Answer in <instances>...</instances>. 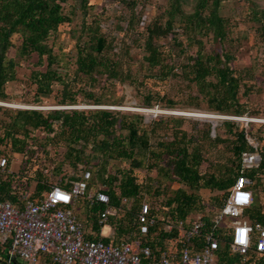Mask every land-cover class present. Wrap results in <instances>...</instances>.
<instances>
[{
    "label": "trees",
    "instance_id": "1",
    "mask_svg": "<svg viewBox=\"0 0 264 264\" xmlns=\"http://www.w3.org/2000/svg\"><path fill=\"white\" fill-rule=\"evenodd\" d=\"M96 1L0 0V101H10L8 85L18 80V67H27L36 86L32 102L54 94V85L60 84L55 95L61 105L124 106L130 87L138 105L146 108L264 118V56L241 66L236 52L249 46L252 35L264 45V8L254 0H237L244 3L241 16L222 13L224 7L232 11L233 0H168L147 19L152 0H101V9L92 15ZM110 4L117 6L112 15L107 12ZM185 5L193 9L187 11ZM78 18L72 28L73 55L58 42L61 26ZM110 21L120 38L109 33ZM167 36L172 43L161 45ZM27 96L25 103L30 102ZM255 122L223 119L213 134L209 119L185 115L160 114L147 121L144 112L124 109L46 111L0 105V154L4 151L9 158L8 173L0 174V200L22 208L28 200L40 202L53 185L71 190L73 181L91 170L87 193L71 205L87 228V239L130 241L135 251L150 246L156 257L167 251L178 259L181 230H168V219H183L189 227L201 212L204 225L191 247L200 250L206 235L214 232L220 239L219 261L242 264V256L231 250L233 231L218 227L216 217L245 173L256 189L245 217L264 225V122L260 130L254 129ZM249 136L259 142L257 148ZM246 152L260 153L258 166L244 169ZM13 155L21 156L18 171L10 167ZM94 183L111 198L114 210L106 223L100 222L106 206L91 201ZM202 190L224 193L207 202ZM124 197L130 206H122ZM144 202L151 204L150 215L158 217L148 234L140 230ZM107 224L113 237L101 235ZM44 261L56 264L50 255ZM0 264L22 263L8 246H0ZM247 264H263L255 247Z\"/></svg>",
    "mask_w": 264,
    "mask_h": 264
},
{
    "label": "built area",
    "instance_id": "2",
    "mask_svg": "<svg viewBox=\"0 0 264 264\" xmlns=\"http://www.w3.org/2000/svg\"><path fill=\"white\" fill-rule=\"evenodd\" d=\"M144 19L147 17L144 16ZM2 103L5 102L0 105H4ZM26 105L20 106L31 107ZM74 107L77 106H64ZM222 117L230 118L226 115ZM248 118L250 121L264 122V119ZM249 140L253 146L258 147L259 142L255 138L249 136ZM8 161V155L3 151L0 154V174L8 173ZM260 161L261 155L258 152H246L243 155L244 169L258 166ZM91 177L92 171L85 170L80 179L73 181L71 190L53 185L40 202L28 200L22 208L10 200H0V246H8L11 256L20 258L27 264H48L44 261L45 255H50L56 264H227L218 259L216 251L220 247V239L214 232L206 235L205 244L200 250L191 247L192 239L202 231V215L195 217L189 227L183 219H168V230L172 231L176 227L181 230L183 246L178 259H174L167 251L156 257L150 246L135 251L130 241L118 244L104 239H87V228L71 205L76 197L87 193ZM253 184V179L242 173L230 189V195L216 217L218 227L233 231L231 250L242 256V264H247L252 247L261 255L264 264V225H253L245 217L246 209L255 199ZM91 201L92 204L106 206L101 212L100 220L101 223H106L114 210L110 195L96 189L91 194ZM130 204L131 200L124 197L122 206ZM150 212V202H144L139 213L142 234H148L151 226L157 222L158 217H152ZM226 220L228 224H224ZM143 255L151 260L145 262Z\"/></svg>",
    "mask_w": 264,
    "mask_h": 264
},
{
    "label": "rangeland",
    "instance_id": "3",
    "mask_svg": "<svg viewBox=\"0 0 264 264\" xmlns=\"http://www.w3.org/2000/svg\"><path fill=\"white\" fill-rule=\"evenodd\" d=\"M258 6L264 8V0H254ZM98 3V5L96 6V9L92 12V15H95L98 10L101 9L102 7V4H100L101 0H98L96 1ZM168 3V0H152V4H149L147 9H146V12L147 14L145 15L146 17H148V14H153V13H157V11H161L163 10L162 8ZM231 5H232V11H228V8L224 7L223 10H222V13L225 14V15H228L229 13L230 14H237V15H240L243 13L242 12V6H244V3L243 2H240V1H237V0H233L231 1ZM115 7H117L115 4L113 5H108V9H107V12H109V14H114L116 13V11L114 10ZM161 7V8H160ZM139 9L141 8V6L138 7ZM185 8L187 11H191L193 9L192 5L191 6H187L185 5ZM138 9V10H139ZM81 21V19H76V21L72 24H65V25H62L61 26V29H60V36H59V42L58 43H61V45L63 46L64 50L72 53L73 55H76V51H75V40L72 36V28H74L77 24H79ZM126 25V22L124 23ZM107 26H110L108 28H110L111 32L109 33H113V34H118L119 38L121 37V34L119 31H117V29H115V27H113V23L110 21L108 23ZM240 28H246L245 24H241L240 25ZM178 31H181V28H177ZM123 35V34H122ZM207 40V38H205ZM16 42H20V39L19 38H16ZM159 43L161 45H168L170 43H172V39L171 37L167 36L165 38H163L162 40L159 41ZM248 45V43H247ZM248 47H249V51H246V49L248 50ZM246 47V49H237L236 52L239 56V61H240V64L241 66H247L248 63H250V58H255V57H258V58H261L263 57L264 55V45L260 42H258V40L256 39L255 36H251L250 40H249V46ZM193 50V49H192ZM191 50V51H192ZM15 49H12L11 50V54L14 55L15 53ZM26 64V63H25ZM74 66V65H72ZM30 67V66H29ZM44 70L46 69V67L43 68ZM31 74V70L28 69L27 67H18V80L15 81V82H11L9 83L8 85V91H9V94H10V101H7V102H11V103H14V104H23V105H26L27 107H30V108H23L22 106H17V107H14V106H7V105H4L9 108H21V109H32V108H35V109H42V110H50V109H56V108H61L63 109L65 105H61L57 102V97H56V93H58V91L62 88V86L60 84H55L54 85V94H42L41 95V98H42V101L41 102H32V98H34V94H32V92L35 90V85L32 84L31 80L29 79L30 75ZM153 84H155V82H157L156 79H153L152 80ZM158 85L161 84V81H159V83H157ZM34 87V88H33ZM160 88V85L159 87ZM24 89H26V91L30 92V94L27 96L25 93H24ZM127 93H128V98L129 100L127 101V103L124 105V106H117V105H90V104H80V105H77V108H96V107H101V108H110V109H124V110H131V111H142L146 114L147 116V121H151L155 116H158L160 114H167V115H185V116H188L190 118H202V119H213V120H216L219 123H221V121L224 119L223 117H220V118H209V117H206V116H202L201 114H195V113H188V112H194L192 110H185V109H170V108H162V107H154V108H146V107H142V106H139L138 105V99L136 97L133 96L132 92H131V88L128 87L127 88ZM27 96V99L30 100V102L28 103H25L23 102L24 100V97ZM260 102L263 104L264 102V98H260ZM33 106V107H32ZM182 111V112H181ZM195 111H198V110H195ZM245 117H249V116H245ZM255 118H260V119H264L262 117H255ZM240 122H242L243 124H247L246 121L244 120H239ZM263 121H259V122H255V125H254V129L255 130H260L261 128V123ZM14 157L12 158V160L14 161V163H20V160H21V156L20 155H13ZM69 170H71V168H69ZM25 181V180H24ZM93 190H96L98 187L97 185L94 183L93 185ZM175 186H179L178 184H175ZM25 189H27V187L23 186ZM256 190V189H255ZM254 190V191H255ZM202 196L206 199V201H210V197L213 196V195H221L223 194L224 192H220L218 190H215V191H209V190H202ZM260 194V192L258 193ZM260 199L262 201V203H264V193L261 192V195H260ZM203 213H198L197 216L199 215H202ZM224 224H228V220H226V222H224ZM104 234L105 235H109V236H113V229H112V226L107 224L104 226ZM20 259V258H19ZM21 260V263L22 264H27L26 262H24L22 259Z\"/></svg>",
    "mask_w": 264,
    "mask_h": 264
},
{
    "label": "water",
    "instance_id": "4",
    "mask_svg": "<svg viewBox=\"0 0 264 264\" xmlns=\"http://www.w3.org/2000/svg\"><path fill=\"white\" fill-rule=\"evenodd\" d=\"M202 116H208L209 118H210V117H211V118H214V117H215L214 115H202ZM229 116H231V115H229ZM234 117H236L235 119L246 121L247 124H248L249 121H250V119H249L248 117H245V116H243V117L231 116L230 118H234ZM237 117H238V118H237ZM244 117H245V118H244ZM210 121L213 123V134H216V127H217V125H218V122H217L216 120H213V119H211Z\"/></svg>",
    "mask_w": 264,
    "mask_h": 264
},
{
    "label": "bare ground",
    "instance_id": "5",
    "mask_svg": "<svg viewBox=\"0 0 264 264\" xmlns=\"http://www.w3.org/2000/svg\"><path fill=\"white\" fill-rule=\"evenodd\" d=\"M3 102V101H0V103ZM4 105H7V106H14V107H17L19 106L20 104H14V103H11V102H5V103H2ZM182 112V111H181ZM200 112V111H199ZM202 113H205L206 115H214L215 118H220L222 117V114H217V113H207V112H202ZM208 117V116H207ZM238 118V117H237ZM245 118V117H244Z\"/></svg>",
    "mask_w": 264,
    "mask_h": 264
},
{
    "label": "crops",
    "instance_id": "6",
    "mask_svg": "<svg viewBox=\"0 0 264 264\" xmlns=\"http://www.w3.org/2000/svg\"><path fill=\"white\" fill-rule=\"evenodd\" d=\"M30 75V74H29ZM13 82H15V81H13ZM10 167H11V169L13 170V171H18L19 170V163H14V161L10 164ZM11 170V171H12ZM104 229V228H103ZM102 229V231H101V235L102 236H105V237H113V236H109V235H105L104 234V230ZM113 229V228H112ZM113 235H114V231H113Z\"/></svg>",
    "mask_w": 264,
    "mask_h": 264
},
{
    "label": "clouds",
    "instance_id": "7",
    "mask_svg": "<svg viewBox=\"0 0 264 264\" xmlns=\"http://www.w3.org/2000/svg\"><path fill=\"white\" fill-rule=\"evenodd\" d=\"M226 116H229V115H226ZM231 117V116H230ZM236 117H234V118H228V119H235ZM227 119V118H226ZM236 120H238V119H236Z\"/></svg>",
    "mask_w": 264,
    "mask_h": 264
}]
</instances>
